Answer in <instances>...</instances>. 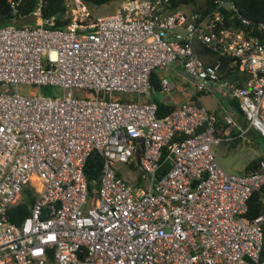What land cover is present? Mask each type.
Instances as JSON below:
<instances>
[{
    "label": "built area",
    "instance_id": "1",
    "mask_svg": "<svg viewBox=\"0 0 264 264\" xmlns=\"http://www.w3.org/2000/svg\"><path fill=\"white\" fill-rule=\"evenodd\" d=\"M116 3L94 19L83 0H64L69 24L56 30L39 0L33 27L0 28V264H264V213L244 219L254 192L264 204V159L238 175L213 154L251 131L264 140V24L231 0L198 12L169 0ZM224 61L234 83L221 79ZM174 64L195 97L224 90L243 124L224 116L218 130L201 103L159 116L150 77ZM42 87L68 93L43 97ZM93 152L102 166L89 200ZM115 164L136 169L139 188ZM25 189L34 198L14 222Z\"/></svg>",
    "mask_w": 264,
    "mask_h": 264
},
{
    "label": "trees",
    "instance_id": "2",
    "mask_svg": "<svg viewBox=\"0 0 264 264\" xmlns=\"http://www.w3.org/2000/svg\"><path fill=\"white\" fill-rule=\"evenodd\" d=\"M39 0H0V28L6 26H13L16 28L23 27H33L35 25V19L32 13L35 11L37 3ZM88 6H103L117 0H83ZM234 6L237 8L240 16L253 23L264 24V0H231ZM171 10L176 9H188L192 12H198L204 7H210L211 0H205L203 6H197L194 0H169ZM42 17L43 19L52 20L54 23L53 29L60 30L65 29L69 24V17L66 15L64 0H42ZM196 56L201 57L202 53L199 49H195ZM209 54V53H208ZM211 59L208 61L210 62ZM227 62H223L221 79H229L234 82V72L230 73L225 70ZM150 82L152 85V90L159 91V81L155 72H152L150 77ZM158 106V115L163 116L175 108L170 106H165L162 103L154 100ZM234 111L237 115L241 116L237 104L234 102ZM165 154V152H164ZM264 157L258 158L251 161L245 167V173L253 171L257 168L259 162L263 160ZM102 161L96 152H93L88 157L84 166V176L87 182L88 197L91 200L95 195V190L98 187L99 177L101 173ZM133 187L135 189L139 188V181H136ZM39 186L36 185V188ZM23 197L25 203L19 205L16 209L12 210L11 216L12 221H21L28 214L27 206L33 201L34 194L29 190L25 189L23 192ZM264 213V204L261 201L260 192H254L247 202V213L244 219L250 221L257 216ZM263 244L261 252V260L264 261V224L262 226Z\"/></svg>",
    "mask_w": 264,
    "mask_h": 264
},
{
    "label": "rangeland",
    "instance_id": "3",
    "mask_svg": "<svg viewBox=\"0 0 264 264\" xmlns=\"http://www.w3.org/2000/svg\"><path fill=\"white\" fill-rule=\"evenodd\" d=\"M194 2L197 6H203L205 3V0H194ZM88 8H89V12L92 18L96 19L99 17H106V16L113 15L115 11L117 10L118 5L116 2H112L107 5L98 6V7L91 6ZM168 69H170V66L165 67V68H160L158 70L162 72L164 71L165 75L171 78L170 77L171 75ZM239 75L241 79L247 78V76L244 73H241ZM171 80L176 81V79L174 80L173 78H171ZM187 82L188 81H185L184 84L183 83L182 84L187 88V90H190L189 88L191 87L188 85ZM1 88H3L2 85H0V89ZM18 90H19V93L22 95L28 94V92L33 91V89L30 87H22V86H20ZM39 93L43 97H46V96L62 97L63 95L67 96L68 92L65 93L57 87H42L40 88ZM72 96L74 98H80L83 96V93L73 92ZM114 96L116 97V95ZM233 118L236 124H239V125L241 124L240 122L241 116L234 113ZM240 128L243 129L242 127ZM236 133H237V129L234 130V134ZM213 154L220 168L224 170L225 167H231L234 165V169L238 171V175H243L244 168L251 161L264 157V140L258 134L251 131L243 138L238 139L232 143L221 144L219 148L214 147ZM113 169L117 171L119 175L121 176V178L131 187L137 184L136 181H137V177L139 176V172H137L136 169L130 168L129 166L122 165V164H115L113 166ZM234 173H237V172H234Z\"/></svg>",
    "mask_w": 264,
    "mask_h": 264
},
{
    "label": "crops",
    "instance_id": "4",
    "mask_svg": "<svg viewBox=\"0 0 264 264\" xmlns=\"http://www.w3.org/2000/svg\"><path fill=\"white\" fill-rule=\"evenodd\" d=\"M168 71L171 75L170 77L173 78L174 80L176 79V81H173L171 80V78L166 76L164 71L162 72L160 70H156L155 74L157 75L159 86L162 83H166L170 86L169 92L162 91L161 87L159 91L152 90V93L148 101L153 103V101L156 100L165 106H170L173 108L179 107L180 105L184 103H189V102L190 103H201L208 111L213 112L214 114L218 116L219 118L218 130H219V127L224 124L223 123L224 116H230L231 118L234 117V106H233L234 100L229 98L224 90L215 89L212 94H203V95H199L198 97H195L193 94L192 88H189L190 90H187V88L183 85L184 82L188 80L184 79L185 76L179 65L174 64L173 66H170V69H168ZM235 78L238 79L239 82L243 80L240 78V75L236 76ZM187 83L191 87L190 82L188 81ZM126 98L133 99V97H126ZM240 122L241 124H243L242 118ZM224 130L225 132L224 131L222 132H224V135H225V133H228L230 129L226 127ZM231 133L234 134V128L231 130ZM220 146H217L216 148H219ZM223 171L228 174H238V171L234 169V165L231 167H225ZM234 172H237V173H234ZM244 173H245V168L243 170V174Z\"/></svg>",
    "mask_w": 264,
    "mask_h": 264
}]
</instances>
